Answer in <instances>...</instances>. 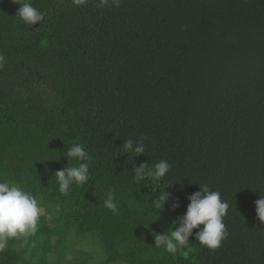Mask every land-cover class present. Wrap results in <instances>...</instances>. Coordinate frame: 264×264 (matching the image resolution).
<instances>
[{"label": "trees", "instance_id": "trees-1", "mask_svg": "<svg viewBox=\"0 0 264 264\" xmlns=\"http://www.w3.org/2000/svg\"><path fill=\"white\" fill-rule=\"evenodd\" d=\"M30 2L43 13L32 26L0 0V180L35 195L42 214L0 264H264V0ZM128 138L145 145L137 166L166 160L169 173L135 181ZM75 143L89 181L65 195L54 172L77 165L63 156ZM199 185L229 204L220 247L194 236L175 255L156 247ZM165 188L180 206L159 213Z\"/></svg>", "mask_w": 264, "mask_h": 264}, {"label": "clouds", "instance_id": "clouds-1", "mask_svg": "<svg viewBox=\"0 0 264 264\" xmlns=\"http://www.w3.org/2000/svg\"><path fill=\"white\" fill-rule=\"evenodd\" d=\"M14 2L19 5L16 15L25 24L32 26L43 19V13L33 7L30 0H14ZM107 2L108 0H99L101 7ZM72 3L80 6L84 5L86 0H72ZM113 3L119 6V0H113ZM3 61L4 57L0 55V66ZM122 147L123 153L127 155L134 153L128 161L133 164L130 171L135 181L161 180L169 173L171 165L166 160H160L151 168L147 166V163H140L138 166L135 164L133 157L145 154V145L141 140L128 138L123 141ZM63 156L67 158V161L74 159L78 162L76 166H65L54 172L59 192L67 195L73 185H84L89 181L91 157L80 143L68 147ZM166 188L158 192L152 200L153 207L159 213L170 199L172 200L169 205L170 210L180 206L179 198H172V194ZM186 199L188 200L186 209L174 220L176 223L172 224L170 234L167 231L155 233L154 245L164 247L168 253L175 255L187 247L189 238L194 236V240L208 249L219 248L221 241L227 236L223 218L227 214L229 204L221 198L219 191L211 190L207 185H199L198 190L188 195ZM103 203L104 207L113 213L118 211L115 196L111 191ZM254 206L256 218L264 223V195L260 194L254 201ZM41 214L42 204L35 195L23 190L18 184L0 180V252L6 248L10 239L35 236ZM194 229L195 232H193Z\"/></svg>", "mask_w": 264, "mask_h": 264}, {"label": "rangeland", "instance_id": "rangeland-1", "mask_svg": "<svg viewBox=\"0 0 264 264\" xmlns=\"http://www.w3.org/2000/svg\"><path fill=\"white\" fill-rule=\"evenodd\" d=\"M67 258H70V259H71V258H72V256H70V255H69V256H67ZM105 264H125V263H118V262H114V263H105Z\"/></svg>", "mask_w": 264, "mask_h": 264}]
</instances>
